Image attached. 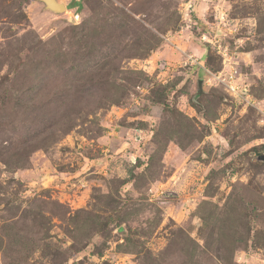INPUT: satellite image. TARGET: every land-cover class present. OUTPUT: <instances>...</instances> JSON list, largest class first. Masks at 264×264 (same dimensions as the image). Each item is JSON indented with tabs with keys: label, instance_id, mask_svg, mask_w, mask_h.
Wrapping results in <instances>:
<instances>
[{
	"label": "rangeland",
	"instance_id": "obj_1",
	"mask_svg": "<svg viewBox=\"0 0 264 264\" xmlns=\"http://www.w3.org/2000/svg\"><path fill=\"white\" fill-rule=\"evenodd\" d=\"M58 1L0 0V264H264V0Z\"/></svg>",
	"mask_w": 264,
	"mask_h": 264
},
{
	"label": "built area",
	"instance_id": "obj_2",
	"mask_svg": "<svg viewBox=\"0 0 264 264\" xmlns=\"http://www.w3.org/2000/svg\"><path fill=\"white\" fill-rule=\"evenodd\" d=\"M69 16L71 19L73 17L75 19L78 18L77 13L70 14ZM201 37L205 38V35H202ZM204 71L205 83L213 86H221L227 95L237 102H250L248 86L243 83L237 69L233 65H230L229 69L223 67L216 72H211L208 69H204Z\"/></svg>",
	"mask_w": 264,
	"mask_h": 264
},
{
	"label": "water",
	"instance_id": "obj_3",
	"mask_svg": "<svg viewBox=\"0 0 264 264\" xmlns=\"http://www.w3.org/2000/svg\"><path fill=\"white\" fill-rule=\"evenodd\" d=\"M44 4V8L52 12H61L66 10V5L58 0H38ZM201 86V82L198 83Z\"/></svg>",
	"mask_w": 264,
	"mask_h": 264
},
{
	"label": "trees",
	"instance_id": "obj_4",
	"mask_svg": "<svg viewBox=\"0 0 264 264\" xmlns=\"http://www.w3.org/2000/svg\"><path fill=\"white\" fill-rule=\"evenodd\" d=\"M78 0L72 1L71 4L68 5V7L73 8L74 4L77 3ZM89 24V19H86L80 26H78V28L80 27L81 29H84L85 27H87V25ZM20 166V165H18Z\"/></svg>",
	"mask_w": 264,
	"mask_h": 264
}]
</instances>
